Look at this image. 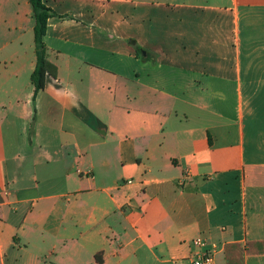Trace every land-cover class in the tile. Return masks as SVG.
<instances>
[{
	"label": "crops",
	"instance_id": "0c3cea01",
	"mask_svg": "<svg viewBox=\"0 0 264 264\" xmlns=\"http://www.w3.org/2000/svg\"><path fill=\"white\" fill-rule=\"evenodd\" d=\"M44 2L34 105L32 7L0 0V264L30 202L28 264H188L197 238L264 264V0Z\"/></svg>",
	"mask_w": 264,
	"mask_h": 264
},
{
	"label": "rangeland",
	"instance_id": "374dc122",
	"mask_svg": "<svg viewBox=\"0 0 264 264\" xmlns=\"http://www.w3.org/2000/svg\"><path fill=\"white\" fill-rule=\"evenodd\" d=\"M134 31L132 30V35L135 37V25ZM136 41L135 39H131ZM130 44V40L128 41ZM134 50H138L137 45L132 46ZM30 136V135H29ZM39 174V172H38ZM39 176V175H38ZM72 188H69V190ZM58 189H54L51 191L46 190H36L27 192L24 194L26 198H38L42 195H49L52 193H57ZM23 197V196H21ZM43 203V201L41 202ZM15 206L8 207L6 209V213L8 215V221L2 223V241L4 243V251L6 257V264H28L29 259L32 255L37 254V248L39 247L35 242L33 236H25L23 232V226L25 225V218L29 217V214H37L36 210H34L33 202H30L24 206H17L19 211L15 212ZM28 211H31L28 213ZM30 241V242H29ZM31 243V244H30ZM49 243L47 245H41L40 250L44 251L49 248Z\"/></svg>",
	"mask_w": 264,
	"mask_h": 264
},
{
	"label": "trees",
	"instance_id": "16d2710c",
	"mask_svg": "<svg viewBox=\"0 0 264 264\" xmlns=\"http://www.w3.org/2000/svg\"><path fill=\"white\" fill-rule=\"evenodd\" d=\"M32 7V17L34 20V42L36 53V67L31 75V82L34 87L33 102L35 105L38 94L44 90L48 71L46 68V45L44 38L47 33L48 20L54 16V12L49 8L44 0H28ZM35 117L30 128V136L33 132Z\"/></svg>",
	"mask_w": 264,
	"mask_h": 264
},
{
	"label": "built area",
	"instance_id": "2783aa9c",
	"mask_svg": "<svg viewBox=\"0 0 264 264\" xmlns=\"http://www.w3.org/2000/svg\"><path fill=\"white\" fill-rule=\"evenodd\" d=\"M186 175H188L186 173ZM184 176L182 183L188 178ZM188 264H218L216 260V248L210 246L208 242L202 238L193 241L192 255L188 259Z\"/></svg>",
	"mask_w": 264,
	"mask_h": 264
},
{
	"label": "water",
	"instance_id": "95a60500",
	"mask_svg": "<svg viewBox=\"0 0 264 264\" xmlns=\"http://www.w3.org/2000/svg\"><path fill=\"white\" fill-rule=\"evenodd\" d=\"M136 42L133 40H130V44L134 45Z\"/></svg>",
	"mask_w": 264,
	"mask_h": 264
}]
</instances>
